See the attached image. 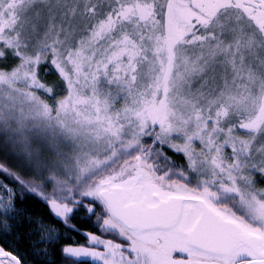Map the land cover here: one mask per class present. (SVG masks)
<instances>
[{"label":"snow or ice","instance_id":"6c2138e0","mask_svg":"<svg viewBox=\"0 0 264 264\" xmlns=\"http://www.w3.org/2000/svg\"><path fill=\"white\" fill-rule=\"evenodd\" d=\"M0 264H264V0H0Z\"/></svg>","mask_w":264,"mask_h":264}]
</instances>
